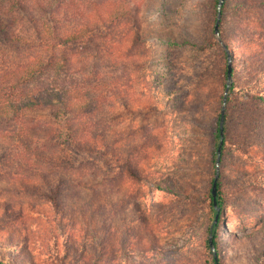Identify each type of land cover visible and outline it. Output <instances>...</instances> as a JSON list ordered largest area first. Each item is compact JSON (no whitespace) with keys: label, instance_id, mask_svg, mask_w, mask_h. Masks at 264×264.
I'll use <instances>...</instances> for the list:
<instances>
[{"label":"rangeland","instance_id":"374dc122","mask_svg":"<svg viewBox=\"0 0 264 264\" xmlns=\"http://www.w3.org/2000/svg\"><path fill=\"white\" fill-rule=\"evenodd\" d=\"M114 1L133 14L114 32L130 33L128 109L79 114L69 143L29 139L31 161L0 136V264H264V0H224L219 36V0Z\"/></svg>","mask_w":264,"mask_h":264},{"label":"trees","instance_id":"16d2710c","mask_svg":"<svg viewBox=\"0 0 264 264\" xmlns=\"http://www.w3.org/2000/svg\"><path fill=\"white\" fill-rule=\"evenodd\" d=\"M122 6L125 7L114 0H0L3 139L23 145L40 135L49 137L52 144L53 139L62 136L69 143L78 136L77 132L72 136L70 122L80 118L79 114L87 121L88 115L99 114L110 99L117 100L123 110L128 109L122 90L129 88L131 81L125 83L119 74L133 62L132 55L120 52L130 33L118 41L114 32L128 24L133 14ZM36 110L49 112V124L29 120L28 113ZM120 115L119 110L110 116L112 119ZM53 123L60 125L61 132L51 136ZM217 138L220 141L219 125ZM16 151L27 161L34 154L25 145ZM210 201L214 213L210 232L216 236L222 203L216 198L219 216L214 223L217 209L212 192ZM212 262L219 264L215 254Z\"/></svg>","mask_w":264,"mask_h":264},{"label":"water","instance_id":"95a60500","mask_svg":"<svg viewBox=\"0 0 264 264\" xmlns=\"http://www.w3.org/2000/svg\"><path fill=\"white\" fill-rule=\"evenodd\" d=\"M224 0H219L218 3V18L216 21V25H215V34L217 36H219V23H220V17H221V7L223 5ZM232 60H231V56L228 54V66H227V85L225 88V93H224V98H223V107L221 110V114H220V121H219V128H220V141H219V146L217 149V159H216V167H218L219 163H220V156H221V147H222V143H223V127H224V121H225V107H226V102H227V96L232 84ZM217 180H218V172L215 176L214 182H213V187H212V196H213V204L214 207L217 209V214L215 217V221L214 223L217 222L218 216H219V209L217 208V201H216V192H217ZM209 244L211 245V241L209 242Z\"/></svg>","mask_w":264,"mask_h":264}]
</instances>
